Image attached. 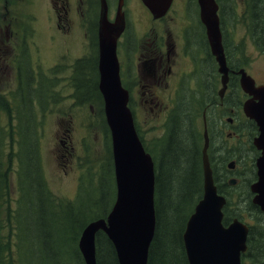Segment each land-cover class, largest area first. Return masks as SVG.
<instances>
[{
  "label": "rangeland",
  "instance_id": "obj_1",
  "mask_svg": "<svg viewBox=\"0 0 264 264\" xmlns=\"http://www.w3.org/2000/svg\"><path fill=\"white\" fill-rule=\"evenodd\" d=\"M47 0H4L3 4L8 11H0V46L6 47V51L0 59V125L5 130L3 168L6 172V196L0 204V236L7 243L10 264L20 261L27 263L23 258L25 251L17 256V230L13 220L17 207L16 199L19 196L18 179L16 176V121L11 112L18 102L12 103L25 75L32 79L31 84L26 83V90L30 91L31 104L35 106L39 127L40 160L44 179L47 187L53 195L55 202L74 200L80 182L84 187L86 197L94 196L98 184L101 162L107 157L106 135L100 102L97 99L82 100L69 86L68 68L69 56L67 54V42L62 32L56 27V21L49 19L52 11H45ZM234 11L232 19L229 17L227 6L223 3L224 32L226 38L237 47L234 57L239 68H244L256 83H264V43L250 39L249 11L246 9V0H232ZM136 4L131 11L137 29L146 26L159 27L166 24L172 14L182 13L183 0H174L170 14L159 22H153L147 9L141 4ZM195 24V21H194ZM196 59L204 56L202 50L195 51ZM188 76L193 77V87L196 94H201L199 89L201 74L195 72L192 62L185 60ZM18 66H21L19 73ZM127 67L132 65L126 63ZM192 66L193 69L190 67ZM204 78L206 75H203ZM35 80L39 82L35 84ZM126 84H128L126 82ZM184 87H189L187 79L182 81ZM191 85V83H190ZM32 89H35L32 92ZM219 87L217 88V91ZM185 93H192L185 90ZM193 92V93H194ZM180 94V93H179ZM166 99V112L159 119H155L150 113V103L140 101L136 95L131 98V106L135 114L136 126L143 141L152 148V140L160 138L165 131V120L171 108L174 107L177 96ZM217 94V92L215 93ZM40 95H43L41 98ZM14 96V97H12ZM77 96V97H76ZM44 107L41 113L40 105ZM22 103H19L21 107ZM229 117L226 109L216 106L212 109L209 119H217L223 128L225 119ZM249 124L244 122L243 140L234 142L232 137L224 136L219 143L220 149L217 155L229 156L237 151L246 164L247 169L241 175L240 181L233 187H225V192L231 201L229 209L239 211L241 219L255 231L264 230L262 214L247 207V199L244 191L247 189V181L252 178L249 165L252 160V150L248 145ZM63 145H62V144ZM243 147V148H242ZM227 151V152H226ZM226 152V154H225ZM250 152V153H249ZM250 156V157H249ZM217 160V164H221ZM246 176V177H245ZM252 181V180H251ZM249 182V184L251 183ZM23 208L21 219L26 213ZM54 215L63 219L60 207H52ZM52 230L58 223L51 217ZM22 227L26 226L22 224ZM25 235L33 236L26 232ZM74 236L72 235V239ZM68 247V244H67ZM24 249V248H23ZM35 251L31 254L35 256ZM30 254V255H31ZM258 260H244L245 264H264V244ZM8 258V255H7ZM66 258V254H65ZM24 259V260H23ZM36 264V263H35ZM69 264H75L70 260Z\"/></svg>",
  "mask_w": 264,
  "mask_h": 264
},
{
  "label": "trees",
  "instance_id": "obj_2",
  "mask_svg": "<svg viewBox=\"0 0 264 264\" xmlns=\"http://www.w3.org/2000/svg\"><path fill=\"white\" fill-rule=\"evenodd\" d=\"M257 12L258 21L260 19L263 22L264 0L258 3ZM204 47L202 46L201 50L206 59L200 63L199 70L208 78H205L202 84V93L180 96L168 116L164 136L154 141V152H150L146 147L147 152L153 157L155 170V231L147 264H187L182 233L194 204L202 195V114L204 111L207 114L213 104L218 101L217 94L209 90L217 77L216 67L207 47ZM225 53L229 61L227 48ZM26 76L27 79H31L28 75ZM24 94L22 102L26 104L14 107L18 162L16 174L21 192V196L16 199L17 208L13 217L17 230L16 254L22 258L19 251L22 253L25 249L23 257L26 256L27 264H69L70 260H73L75 264H83L77 249L80 232L88 221L106 217L109 204L113 200L114 186L110 154L102 164L96 194L86 197L85 186L80 182L74 200L62 202L60 205L63 210V219L58 217L56 221L58 226L52 230L49 222L51 217L54 218V214L50 203L56 202L47 188L42 172L36 108L31 104L29 92L24 91ZM81 96H83L82 100L86 101L101 98L98 94L79 95V98ZM4 138L5 130L0 125V203L6 196V172L2 164ZM216 176L215 173L214 181L218 183L220 181ZM218 191L223 192V189ZM22 200H27V211L23 220L20 218L21 210H19ZM228 219L229 216L224 211V222ZM22 224L26 226L24 229ZM26 232L33 236L25 235ZM95 243L96 264H117L114 249L103 233L96 235ZM263 244L264 231L260 229L255 231L251 228L247 239L248 251L243 258L257 259L261 255ZM62 245H64L63 248H61ZM32 250L35 251V256L31 254ZM9 258L7 243L0 236V264H10L7 260ZM14 260L16 262L12 264L20 262L16 258Z\"/></svg>",
  "mask_w": 264,
  "mask_h": 264
},
{
  "label": "water",
  "instance_id": "obj_3",
  "mask_svg": "<svg viewBox=\"0 0 264 264\" xmlns=\"http://www.w3.org/2000/svg\"><path fill=\"white\" fill-rule=\"evenodd\" d=\"M153 19L163 16L171 0H141ZM200 20L205 26L212 55L218 64L222 96L227 82L221 37L218 28V9L214 0H197ZM106 5L102 0L99 30V90L103 100L106 125L110 131L112 159L116 185L114 204L106 219L88 223L82 230L78 248L84 264H96L95 236L103 232L112 243L118 264H147L148 248L154 236V169L151 157L146 154L135 133L133 117L127 106L128 94L119 79V66L115 42L123 27L120 14L116 24L106 18ZM240 86L250 96L243 105L244 115L254 121L258 136L253 145L260 151L256 158L257 180L250 185L252 204L264 214V86L256 87L254 80L242 70ZM204 124L202 149L203 195L195 211L186 222L182 235L188 264H240V254L246 251L247 227L233 220L221 225V207L225 199L217 194L206 150L208 138ZM231 167V165H229ZM234 181H230L233 184Z\"/></svg>",
  "mask_w": 264,
  "mask_h": 264
},
{
  "label": "flooded vegetation",
  "instance_id": "obj_4",
  "mask_svg": "<svg viewBox=\"0 0 264 264\" xmlns=\"http://www.w3.org/2000/svg\"><path fill=\"white\" fill-rule=\"evenodd\" d=\"M183 1L182 13L172 14L166 24L137 29L130 12L134 11L133 6L136 4L140 8V0H105L108 21L116 24V11H121L124 19L122 31L115 44L121 85L129 95V103L133 95L144 103L149 102L151 105L149 111L155 119H159L164 114L166 99L180 93L181 81L187 77L188 81L192 82V79L188 77V66L185 60L188 59L191 62L194 52L200 51L202 46H206L210 53L204 28L199 22L196 0H190V6L187 0ZM257 1L260 2V0ZM173 3L174 0L166 15L160 20L167 17L170 11H174ZM47 4V11H53L48 18L56 21L57 29L63 33L68 44L66 50L70 63L67 74L70 89L76 95L98 94L102 0H48ZM8 10L0 0V11ZM189 11H193V14H188ZM258 18L257 11L251 14L249 31L252 38L264 43V21L261 22L259 19L260 24ZM193 19L198 23L197 29L192 28ZM5 51L6 47L0 46V59ZM126 63L132 66L127 67ZM256 85L259 84L256 83ZM190 86L186 89L191 88ZM209 90L215 92V88H209ZM241 98L238 75L232 72L229 74L223 98L213 105V107L223 106L230 115L226 118V128H221L217 121H210L208 125L210 126L209 136L211 141L214 137L216 146L224 136L232 137L234 142L243 140V121L246 120L240 112ZM132 113L135 119L134 111ZM251 150L253 151L251 174L254 182L256 180L254 160L259 156V152ZM228 158L225 157L219 166L222 180L225 181L229 175H233L238 183L239 177L246 170L245 162L234 151L230 155L232 164L230 170L227 167ZM212 162L216 166L215 158Z\"/></svg>",
  "mask_w": 264,
  "mask_h": 264
},
{
  "label": "bare ground",
  "instance_id": "obj_5",
  "mask_svg": "<svg viewBox=\"0 0 264 264\" xmlns=\"http://www.w3.org/2000/svg\"><path fill=\"white\" fill-rule=\"evenodd\" d=\"M258 10H259V8H258ZM264 29V28H263ZM194 44V43H193ZM205 48V47H204ZM207 52V51H206ZM209 73V72H208ZM212 73V72H211ZM206 77H208V76H206ZM207 91V90H206ZM208 92V91H207ZM210 95V94H209ZM214 105V104H213ZM210 106V105H209ZM185 111V110H184ZM187 111V110H186ZM184 129V128H183ZM250 131V133H253V134H255L256 132L258 133V130H254V129H249ZM190 139V138H189ZM180 145V144H179ZM190 146H192V145H190ZM179 147V146H178ZM243 148V147H242ZM172 149V148H171ZM166 150V149H165ZM178 150V149H177ZM160 153V152H159ZM250 153V152H249ZM250 157V156H249ZM244 163V162H243ZM217 177V176H216ZM246 177V176H245ZM163 179V178H162ZM39 184V183H38ZM221 188H220V187ZM163 188V187H162ZM215 188H216V190H221V189H223L224 188V184L222 183V182H218V183H215ZM161 189V188H160ZM176 190V189H175ZM39 194V193H38ZM165 198V197H164ZM38 201V200H37ZM40 203V202H39ZM197 202L194 204V206H193V208H192V211L191 212H193V211H195V208H196V206H197ZM160 210V209H159ZM262 220H264V214H262ZM161 224V223H160ZM249 227H251V225H249ZM51 260V259H50ZM81 262V261H80ZM103 263V262H102Z\"/></svg>",
  "mask_w": 264,
  "mask_h": 264
}]
</instances>
